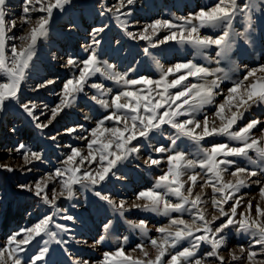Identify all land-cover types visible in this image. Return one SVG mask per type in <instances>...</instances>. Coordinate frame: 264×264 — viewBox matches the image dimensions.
Masks as SVG:
<instances>
[{"label": "snow or ice", "instance_id": "snow-or-ice-1", "mask_svg": "<svg viewBox=\"0 0 264 264\" xmlns=\"http://www.w3.org/2000/svg\"><path fill=\"white\" fill-rule=\"evenodd\" d=\"M70 2L71 0H23L20 24L27 27L23 35L16 37L8 35L17 27L15 20L6 19L9 15L8 0H0V112L4 110L6 102L16 101L19 107L36 122V128L46 129L65 109L74 105L78 94L84 92L89 78L93 75L99 73L107 80L123 84L125 87L112 95L109 101L104 97L111 89H106L100 83H92L90 87L96 89L98 95H92L89 99L109 111L101 119L96 120L95 127L89 130L88 137H80L86 141L87 153L85 154L82 149L68 146L70 151L61 161L60 167L44 173L30 184L17 185L20 190L39 198L52 211L38 219L31 227L21 228L7 237L6 242L0 246V264H40L49 252L50 242L63 247L69 240H74V236L70 235L69 239L65 240L60 235L70 233L71 229L67 224L55 222L54 218L64 211L58 208L57 201L62 197L72 198L75 194V185L89 190H92V186L101 185L110 174H115L114 169L118 164L139 153L142 147L139 143L140 139L150 140L152 133L163 134L164 125L174 130V133L167 137L170 144L153 146L151 151L168 153L165 157L168 167L156 178L153 186L138 191L135 194V201L130 205L124 199L117 201L110 194L101 191H94V195L105 201L121 216L135 208L164 216L188 211L192 219L189 222L181 217H172L167 225L155 228L159 234L156 237L149 236L146 220L135 222L128 220L127 223L139 229L141 235L146 238V243L143 241L137 243L132 249V252L138 251L140 255L133 256L126 252L122 243L114 251L104 252L102 259L96 264H206L207 258H215L217 264H225L226 258L220 252L227 244L226 233L231 227H235L238 233H251L255 237L247 248L244 245L238 246L239 254L230 251L231 260L246 259L247 264H264V260L257 259L258 256L264 255V207H261V201H264V184L259 180H251L252 183L261 184L260 201L256 202L255 216L252 215L251 200L245 206L246 211H238L243 198L236 195L242 188L249 186L250 178L256 177L258 171L235 166L231 171L234 180L224 179L229 167L236 165V160L231 158H247L252 165H257L259 160V164L264 165V128H258L262 121L251 119L243 126L238 123L243 120L245 112L252 105L264 104V64L245 68L242 79L234 81L227 88L223 101L215 104L213 113L215 119L210 121L207 114L203 116V120L199 119L197 114L201 113L205 106L213 105L215 98L220 95L217 90L221 85V77L216 73L221 69L207 67L196 59L200 57L208 62L215 60L217 64L230 61L236 38L251 43V30L254 28L252 18L256 11H264V0H215L211 6L199 8L187 16L176 17L179 23L156 19L137 33L128 31V21L121 19L131 14L123 12L122 9L126 5H132L134 0H117L116 4L105 8L100 15L103 16L105 12L112 13L127 36L148 41L152 48L168 41L190 46L194 50L193 58L177 62L166 69L157 61L160 76L155 80L149 76L129 79L128 72L117 71L115 65L107 61L101 62L99 59L98 47L101 40L97 39V35L104 32L107 25L95 27L90 33L91 43L87 46L82 45L85 58L67 56L64 66L76 67L78 75L65 80L60 93L57 94L59 102L55 106L49 108L48 105H44L50 116L47 117V123H43L39 122V117L35 113L37 105L31 101L21 103L18 94L22 83L28 78L27 70L35 54L37 41L48 35L54 10L62 11ZM33 13H41V15L33 18ZM238 19L246 22L247 27L244 31H237L234 27V21ZM162 29H167L168 34L161 40L157 34ZM202 29H221V31L218 34L205 35L202 34ZM153 37H156L155 42ZM8 40L20 41L19 45L11 44L10 54L6 50ZM209 49L215 50L214 57L208 54ZM144 53L151 55L149 47L144 48ZM210 76H215V79L209 80ZM189 78L197 82L189 83ZM55 82L54 79H46L37 83L34 90L46 88ZM135 85L151 87H148L143 94L139 88L136 91L128 90L129 86ZM43 115L44 113L41 112V116ZM90 118L88 115L84 116L85 120ZM216 120L220 121L219 126ZM106 121H113L114 126H105ZM83 128V124H77L65 128L64 131L72 134ZM254 130H258L260 135H253ZM57 135L51 136L50 139L55 141ZM213 136L227 137L230 141L239 142V146L215 143L210 147L200 148L201 158L189 159L188 153L180 149L178 143L182 142L181 138H187L198 144L205 138ZM133 141L137 143L134 145ZM10 151L22 153L25 165L44 160L42 152L33 151L24 143L18 144ZM249 151L255 152L258 160L252 159ZM144 163L149 166L160 165L161 159L149 155ZM85 164L90 165L91 168H86ZM197 167L205 170L207 179L201 185V192L194 194V186L201 174L195 171L191 174L187 173L188 170ZM0 168L8 172L14 171L7 163L0 164ZM259 172L264 173V166L259 168ZM185 175L187 180L183 179ZM53 182L58 183V189L50 188ZM205 186L211 187L213 193L211 205L218 211V215L213 214L211 219L206 214L207 209L202 207L205 203L202 199ZM169 196L176 197L178 202H172ZM229 200H234V203L226 212L224 205ZM221 217L224 218L223 222L217 223ZM60 219L74 221L75 217L64 211ZM50 225L59 231H53ZM111 228V220L103 224L105 231ZM196 233L201 234L196 235ZM43 236L47 239H42V246L38 247L35 254L21 255L27 252L28 246L37 241V238ZM105 239L104 235H100L93 241L91 247L101 244ZM127 240L128 237L123 238L124 243H127ZM185 240L189 241L188 246L173 251L181 241ZM76 242L87 245V241ZM205 244L210 246V250L202 252V246ZM256 245L260 246L259 252L253 250ZM64 250L67 252L66 247ZM72 264H92V262L88 259L76 258L73 259Z\"/></svg>", "mask_w": 264, "mask_h": 264}, {"label": "rangeland", "instance_id": "rangeland-1", "mask_svg": "<svg viewBox=\"0 0 264 264\" xmlns=\"http://www.w3.org/2000/svg\"><path fill=\"white\" fill-rule=\"evenodd\" d=\"M117 0H71L65 5L61 11L54 10L53 17L49 24L48 35L37 41L35 46V54L30 62L27 70L28 78L22 83L19 92V101L21 103L34 102L37 105L35 110L39 117V122L47 123V117L50 112L44 108L55 106L59 102L58 93H60L63 83L68 78L78 75L76 67L66 68L64 66L67 56H76L80 59L85 58L82 45L87 46L91 43L90 33L95 27L107 25L104 32L97 35V39L101 40L98 47L99 59L101 62L113 64L117 71L128 72L129 79H137L139 76H149L152 79H158L160 76V67L167 68L180 61L193 58L194 50L190 46L181 45L175 41H168L152 48L148 41L132 39L119 26V22L114 18L112 13L105 12L100 15L107 7H112ZM215 0H134L132 5H126L123 12H130V15L123 16L121 19L128 21V31L133 33L139 32L143 27L156 19L171 20L173 23H179L176 17L187 16L190 12H195L199 8L211 6ZM207 4V5H206ZM7 9L9 15L6 17L8 21L15 20L17 27L12 29L9 36L23 35L26 25L20 24V18L23 9V0H8ZM41 15V13H33V18ZM254 28L251 30V43H245L240 38H236L232 49L230 61H222L217 64L215 60L208 62L200 57H196L197 62L205 64L212 69L219 68L220 72L216 75L221 77V85L217 90L220 92L215 98L213 105H207L197 116L203 120L205 114L209 120L215 119V104L223 101V96L227 92V88L231 84L242 79L245 68H254L259 64H264V11H256L252 18ZM71 26V27H70ZM234 27L237 31H244L247 27L243 19L234 21ZM221 29H202V34H218ZM218 32V33H217ZM168 34L167 29H162L157 35L162 38ZM156 37H153L155 42ZM12 43L20 44L19 40H8L6 42V50L10 54ZM149 47L151 55L144 53V48ZM208 54L215 56V50L209 49ZM55 56V59H53ZM250 60V61H249ZM159 62V65L157 64ZM132 69V71H128ZM130 74V75H129ZM227 77V78H225ZM46 79H54L56 82L46 88L34 90L37 83H41ZM209 80L215 79V76L208 77ZM189 83H196L193 78H189ZM92 83L103 84L106 89H111L104 97L111 100V96L117 91L124 89L123 84H117L111 80H107L99 73L89 78L84 92L78 94L77 100L72 107L65 109L46 129H38L31 117L27 115L16 101L6 102V106L0 112V164L7 163L12 166L14 171L8 172L0 168V246H2L9 235L19 231L21 228L31 227L38 219L44 215L50 214L52 209L43 204V202L27 191L17 188L18 184H30L35 179L51 172L56 167L61 166V161L70 151L68 146L82 149L87 153L86 141L80 139L81 136L88 137L89 130L95 127L96 120L101 119L103 115L108 113V109L102 108L94 101L89 99L92 95H98L96 89L90 87ZM151 86L135 85L129 86L128 90L136 91L141 89L143 94L146 89ZM175 91V90H170ZM155 95V93H153ZM41 112L44 113L41 116ZM88 115L91 118L84 119ZM251 119H259L262 123L258 128H264V104L258 103L252 105L244 115L243 120L239 121V125L243 126ZM220 121L216 120L217 126ZM77 124H83V129H78L75 133L67 134L64 129L74 127ZM105 126H114L113 121H106ZM235 127V126H234ZM163 134L152 133L150 140L140 139L142 145L139 153L133 154L128 160L121 162L114 169V175H109L108 179L101 185L92 186V190L75 185V194L72 198H60L57 201L59 209L67 212L68 215L75 217L74 221H65L60 219L64 214L61 211L54 219L56 223L67 224L71 231L68 234L60 235L68 240L69 236H74V240H69L68 244L61 246L55 242H50L49 252L40 264H72L73 259H88L92 264L100 261L104 252H112L121 244H124L125 251L138 256L140 253L132 252L137 243L142 241L146 243V238L140 233V230L133 228L127 223L128 220L139 221L146 220L149 236L156 237L159 234L155 231L156 227L164 226L169 223L172 217H181L186 221H191L190 212L171 213L164 216L141 209H131L121 216L118 212L113 211L105 201L100 200L94 195V191H101L110 194L115 200L124 199L130 205L135 201V194L146 188H150L156 181V178L167 170V161L165 159L168 153H155L151 151V147L160 145H169L167 139L169 135L174 133L170 126H162ZM59 133V135H57ZM57 135L55 141L50 137ZM253 135L259 136L258 130L253 131ZM180 149L188 153L189 159H199L202 153L200 148L210 147L215 143H228L231 146H239V142L230 141L224 136L207 137L205 140L196 142L187 138H181ZM20 143H24L33 151H40L44 156L43 161H33L31 164H24L22 153L14 150ZM137 141H133L135 145ZM199 153V154H198ZM151 155L153 158L161 159L160 165L149 166L144 163L147 157ZM252 159L258 160L256 153L249 151ZM236 165L230 166L229 171L224 174L225 181L234 180L231 171L235 166L256 169L258 175L250 178L249 186L242 188L236 195L243 198V203L239 206L238 211H246V205L249 200L252 201V215L255 216V205L260 201L259 188L264 184V173L259 172V168L264 166L259 164L252 165L247 158L235 157ZM86 168H91L85 164ZM27 169H30L28 171ZM193 171L200 173V178L194 186V194L201 192V185L207 179L205 170L199 167L194 170H188L187 174ZM187 180V175L183 177ZM251 180H259L261 184L252 183ZM190 183V182H189ZM51 187L59 188L57 182H53ZM187 187V185H186ZM50 191V189H49ZM202 199L205 203L202 207L207 209V216L211 219L213 214L218 215V211L213 209L211 205V197L213 195L211 187L205 186L203 189ZM219 198V193L216 194ZM172 202H178L176 197H168ZM142 203V201H139ZM234 200H229L224 205V209L228 212ZM261 207H264V201H261ZM239 217H237L238 219ZM221 217L219 222H223ZM108 220L112 221V228L108 231L103 229V224ZM199 223V222H198ZM53 231H59L51 226ZM201 233H196L199 235ZM100 235H104L106 239L99 245L91 247L93 241L98 239ZM226 235L228 241L226 246L221 250L220 254L225 256V264H247L246 259L232 261L229 257L230 251H236L239 254L238 246L244 245L246 248L255 238L251 233H238L235 227H231ZM128 237L127 243L123 238ZM42 239L46 236L37 238L28 246L27 252L22 256H31L38 251V247L42 246ZM87 241V245L78 244L76 241ZM189 241H181L177 248L173 251L180 250L181 247L188 246ZM67 248V252L64 250ZM210 250L209 245H203L201 251ZM253 250L260 251V246L256 245ZM151 251V249H150ZM154 255V253H153ZM246 256V254H244ZM258 260H264V255L257 257ZM206 264H217L215 258H207Z\"/></svg>", "mask_w": 264, "mask_h": 264}, {"label": "bare ground", "instance_id": "bare-ground-1", "mask_svg": "<svg viewBox=\"0 0 264 264\" xmlns=\"http://www.w3.org/2000/svg\"><path fill=\"white\" fill-rule=\"evenodd\" d=\"M207 5V4H206ZM147 24V23H146ZM211 30V29H210ZM218 33V32H217ZM210 34V33H209ZM208 35V34H207ZM163 39V38H162ZM250 61V60H249ZM130 75V74H129Z\"/></svg>", "mask_w": 264, "mask_h": 264}]
</instances>
